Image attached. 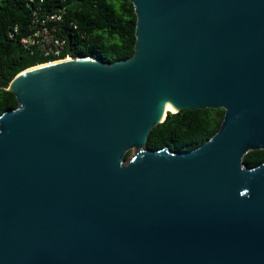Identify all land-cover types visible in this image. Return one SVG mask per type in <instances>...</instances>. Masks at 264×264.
I'll return each mask as SVG.
<instances>
[{"label":"water","instance_id":"obj_1","mask_svg":"<svg viewBox=\"0 0 264 264\" xmlns=\"http://www.w3.org/2000/svg\"><path fill=\"white\" fill-rule=\"evenodd\" d=\"M130 1V56L0 86L17 98L0 113V264H264V161L243 162L264 148V0ZM164 102L224 113L200 145L152 149Z\"/></svg>","mask_w":264,"mask_h":264},{"label":"trees","instance_id":"obj_2","mask_svg":"<svg viewBox=\"0 0 264 264\" xmlns=\"http://www.w3.org/2000/svg\"><path fill=\"white\" fill-rule=\"evenodd\" d=\"M38 1L0 0V86L7 87L16 73L49 58L30 53L19 41L30 30L32 12L37 5L41 6L39 11L58 4L65 6L63 23L73 54L92 55L111 62L133 53L136 13L130 0ZM14 25L18 30L10 34ZM16 105L15 93L0 88V113ZM223 113V107L167 110L165 118L151 127L146 145L152 149L168 146L175 151L196 147L219 128ZM128 154L129 150L125 152V159ZM261 161H264V148L250 149L243 156L248 166Z\"/></svg>","mask_w":264,"mask_h":264},{"label":"built area","instance_id":"obj_3","mask_svg":"<svg viewBox=\"0 0 264 264\" xmlns=\"http://www.w3.org/2000/svg\"><path fill=\"white\" fill-rule=\"evenodd\" d=\"M43 1L39 0L38 3ZM40 8L41 6L37 5L33 9L30 30L19 37L22 47L30 53L37 52L42 56L49 57L45 62L78 56L73 54L72 50L67 51V43L70 40L66 34V25L63 23L65 6L58 4L55 8L39 11ZM70 23L76 26L74 22H69V25ZM17 30V25H14L13 30L9 33L12 34Z\"/></svg>","mask_w":264,"mask_h":264},{"label":"bare ground","instance_id":"obj_4","mask_svg":"<svg viewBox=\"0 0 264 264\" xmlns=\"http://www.w3.org/2000/svg\"><path fill=\"white\" fill-rule=\"evenodd\" d=\"M64 59H68V58H64ZM58 61V60H57ZM41 65V64H40ZM167 110H172V111H174L175 110V107L173 106V105H171L170 103H168V102H164V107H163V109H162V114H165V112L167 111Z\"/></svg>","mask_w":264,"mask_h":264},{"label":"rangeland","instance_id":"obj_5","mask_svg":"<svg viewBox=\"0 0 264 264\" xmlns=\"http://www.w3.org/2000/svg\"><path fill=\"white\" fill-rule=\"evenodd\" d=\"M128 150H129L128 157H130L137 150V148L135 146H133V147L129 148ZM125 162H126V160H125Z\"/></svg>","mask_w":264,"mask_h":264}]
</instances>
